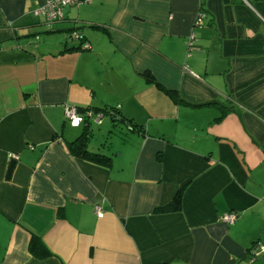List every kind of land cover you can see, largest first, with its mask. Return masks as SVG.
Here are the masks:
<instances>
[{
  "label": "crops",
  "instance_id": "obj_1",
  "mask_svg": "<svg viewBox=\"0 0 264 264\" xmlns=\"http://www.w3.org/2000/svg\"><path fill=\"white\" fill-rule=\"evenodd\" d=\"M42 1L0 0V264H264V0Z\"/></svg>",
  "mask_w": 264,
  "mask_h": 264
},
{
  "label": "built area",
  "instance_id": "obj_2",
  "mask_svg": "<svg viewBox=\"0 0 264 264\" xmlns=\"http://www.w3.org/2000/svg\"><path fill=\"white\" fill-rule=\"evenodd\" d=\"M90 0H43L38 4L35 14L41 15L44 18L45 24L49 27L53 23L63 20L64 18V9L69 6H78L83 2H89ZM203 19V14L198 13L196 17V23H201ZM69 39H79L82 42L84 48H88V42L84 41L82 34L77 30H72L68 34ZM193 38V36H191ZM191 45V42L188 43ZM65 117L68 119L72 126L78 125L80 122L85 121L86 119H94L97 123L100 122L101 114L93 116L91 111H86L80 114L74 106H68L65 108ZM102 211L97 210V216L102 217ZM236 213L228 212L222 216V220L226 223H231L235 220ZM251 257L256 258L257 256L264 254V245L254 244L250 249Z\"/></svg>",
  "mask_w": 264,
  "mask_h": 264
},
{
  "label": "trees",
  "instance_id": "obj_3",
  "mask_svg": "<svg viewBox=\"0 0 264 264\" xmlns=\"http://www.w3.org/2000/svg\"><path fill=\"white\" fill-rule=\"evenodd\" d=\"M166 91V90H165ZM170 96H172L175 100H177L173 93L166 91ZM120 121L126 122L125 119L119 118ZM92 137V133L90 130L86 127L85 131L77 137L75 140L68 143V148L70 152L76 156H79L83 159H87L92 162H98L107 164L109 162L110 157L102 152H92L87 148V142ZM181 204V189H179L172 199V201L167 204L166 206L162 207L161 210H176L180 207ZM254 245V244H253ZM252 245V246H253ZM32 248V245H30ZM250 247V249L252 248ZM48 255V252L46 253Z\"/></svg>",
  "mask_w": 264,
  "mask_h": 264
},
{
  "label": "rangeland",
  "instance_id": "obj_4",
  "mask_svg": "<svg viewBox=\"0 0 264 264\" xmlns=\"http://www.w3.org/2000/svg\"><path fill=\"white\" fill-rule=\"evenodd\" d=\"M110 125L109 119L105 120L104 124L102 126L92 125L91 131L94 135V138H92L90 145L91 147H99L101 143L106 142L107 137V131L108 126ZM120 128L121 125H116Z\"/></svg>",
  "mask_w": 264,
  "mask_h": 264
},
{
  "label": "water",
  "instance_id": "obj_5",
  "mask_svg": "<svg viewBox=\"0 0 264 264\" xmlns=\"http://www.w3.org/2000/svg\"><path fill=\"white\" fill-rule=\"evenodd\" d=\"M111 120H118L117 118L111 117Z\"/></svg>",
  "mask_w": 264,
  "mask_h": 264
}]
</instances>
